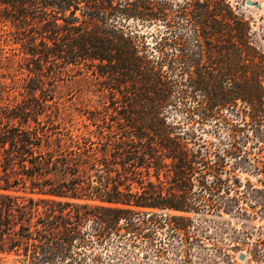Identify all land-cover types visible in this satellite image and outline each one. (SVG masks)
Returning a JSON list of instances; mask_svg holds the SVG:
<instances>
[{"label": "trees", "instance_id": "trees-1", "mask_svg": "<svg viewBox=\"0 0 264 264\" xmlns=\"http://www.w3.org/2000/svg\"><path fill=\"white\" fill-rule=\"evenodd\" d=\"M178 18L193 28L197 53L188 52L183 35L173 37L165 1L0 0L6 43L19 46L11 56L0 49V256L14 255L21 264H98L96 250L122 230L141 235L156 210H194L160 181L171 158L179 181H188L184 172L194 171L201 155L190 154L166 126L168 105L183 87L171 80L177 65L181 76L190 75L184 87L208 99L190 118L209 120L232 109L243 126L223 120L232 133L226 152H243L250 140L244 122L260 127L264 120V68L243 86L234 69L222 67L212 84L195 57L207 51L222 66L264 64L251 24L228 0H189ZM131 20L165 21L169 30L149 34L151 45L131 31ZM83 69L103 80L111 107L93 117L96 130L75 136L60 122L55 92ZM238 99L248 109L238 110Z\"/></svg>", "mask_w": 264, "mask_h": 264}, {"label": "rangeland", "instance_id": "rangeland-1", "mask_svg": "<svg viewBox=\"0 0 264 264\" xmlns=\"http://www.w3.org/2000/svg\"><path fill=\"white\" fill-rule=\"evenodd\" d=\"M158 1H165L173 37L183 35L188 52L197 53L196 42L190 39L193 28L178 18L179 8L189 0ZM248 2L252 6H248ZM228 3L245 15L254 34L253 44L264 53V0H228ZM129 26L131 31L146 36V42L151 45L154 42L150 35H162L169 30L165 21L144 24L131 20ZM5 30L0 25V49L11 56L12 50L19 46L6 43L9 39ZM169 52L172 58H178L177 49L172 47ZM207 53L203 59L195 58L198 69L212 84L222 78V67L234 69L243 86L257 78L258 69L264 68L262 62L222 66L215 54ZM176 67L175 74H170L171 80L183 87L175 89L168 105L166 126L174 137H179L190 154L200 152L201 155L194 171L184 172L188 181H179L175 158L167 160L169 168L162 172L160 181L165 191L186 196L188 206L194 210L185 213L156 210L154 221L142 227L141 235L122 230L120 237L113 235L107 247L96 250L98 264H264V120L257 127L248 118L244 130L250 140L244 141L246 144L239 156L228 154L232 133L223 120L243 126L241 119L227 108L223 109L221 117L201 120L196 114L190 118V112L199 107V103L205 105L208 99L204 93L193 92L189 85L184 87L190 75L181 76L180 65ZM195 69L190 70L194 72ZM260 80L264 81V76ZM231 86L227 83L226 87ZM180 91L185 92L184 99ZM12 96L21 99L18 92ZM55 97L63 127L75 136H86L97 129L98 122L93 117L111 107L112 96L101 78L83 69L74 71L71 78L59 83ZM236 105L238 110L248 109L243 99H238ZM152 181L156 182L155 177ZM19 260L14 255L0 256V264H21Z\"/></svg>", "mask_w": 264, "mask_h": 264}, {"label": "water", "instance_id": "water-1", "mask_svg": "<svg viewBox=\"0 0 264 264\" xmlns=\"http://www.w3.org/2000/svg\"><path fill=\"white\" fill-rule=\"evenodd\" d=\"M248 6H252V3L251 2H248ZM241 259L243 260L244 259V256H242Z\"/></svg>", "mask_w": 264, "mask_h": 264}]
</instances>
